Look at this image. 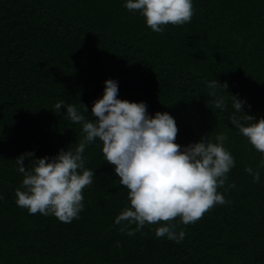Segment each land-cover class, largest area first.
<instances>
[{"label": "trees", "instance_id": "obj_1", "mask_svg": "<svg viewBox=\"0 0 264 264\" xmlns=\"http://www.w3.org/2000/svg\"><path fill=\"white\" fill-rule=\"evenodd\" d=\"M0 264H264V0H0Z\"/></svg>", "mask_w": 264, "mask_h": 264}]
</instances>
